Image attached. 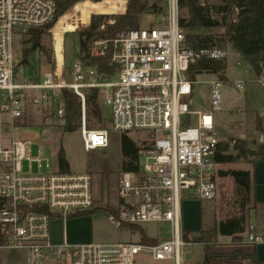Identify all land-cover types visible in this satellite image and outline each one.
Returning <instances> with one entry per match:
<instances>
[{"label": "built area", "instance_id": "obj_1", "mask_svg": "<svg viewBox=\"0 0 264 264\" xmlns=\"http://www.w3.org/2000/svg\"><path fill=\"white\" fill-rule=\"evenodd\" d=\"M61 1L0 0V249L22 250L25 264H134L140 252L153 260L182 264L193 243L182 239L181 202L216 199L219 163L215 157L223 142L214 129L212 114L221 107V82H209L207 109H195V80L189 77V68L201 57L223 60L226 49L187 47L178 25V0H160L161 24L120 31L113 39L88 45L91 55L107 56L106 71L77 56L67 80L64 59L57 71L52 41L54 69L36 82L17 81L13 36L45 29L50 23L47 29L51 30L64 13ZM125 9L126 0L123 10L111 15ZM257 81L264 87V70ZM63 90L78 99V127L85 152L107 147L111 131L131 136L136 144V169L116 172V201L112 211H104L108 221L123 230L129 225L142 228L146 222H165L167 238L153 243L140 241L139 235L136 241L101 243L52 239L54 219L80 216L95 207L93 176L85 171H60L57 163L53 169L42 170L40 150L32 156L29 141L5 136L24 117L26 100L46 126L63 120ZM28 91L31 95L26 99ZM91 93H96L107 112L108 128L87 127L86 99ZM257 140L263 142V135ZM244 234L243 242L264 244V229L249 224Z\"/></svg>", "mask_w": 264, "mask_h": 264}, {"label": "rangeland", "instance_id": "obj_2", "mask_svg": "<svg viewBox=\"0 0 264 264\" xmlns=\"http://www.w3.org/2000/svg\"><path fill=\"white\" fill-rule=\"evenodd\" d=\"M150 3L153 0H148ZM219 0H209V3H216ZM162 5V2L159 1ZM123 6L121 1L111 0H81L71 5L67 11L62 13L55 21L51 30L43 29L40 38L31 39L32 34H15L12 41V50L15 56V67L17 69L16 80L21 82L24 78L30 82H36L46 71L53 70V57L51 44L54 41L57 71L61 69L64 59V74L67 80L71 79L69 69L71 64L78 56L77 32L88 27L91 14H115ZM108 18L106 21L109 23ZM163 12L147 11L142 13L139 18V26L145 27L152 24L163 22ZM215 34H222L223 28L219 27L212 30ZM33 42H37V48L31 50ZM40 45L42 48H40ZM227 55L223 59L224 80H220L215 73L203 72L195 76L193 85L192 105L195 109H207L209 99V82L220 80L221 107L214 111V129L223 142H228L229 146L226 153L234 154L235 150L231 146V137L241 136L248 143V146L255 148L250 142L257 140L255 132L257 122L264 129V87L257 81L258 77L252 68L242 60L236 52L226 45ZM23 49H28L29 54L25 57ZM62 49V53H61ZM63 54V57H62ZM26 59L25 63L22 61ZM241 86V87H240ZM31 92H27L28 99ZM100 98L96 99L101 112V122H98L87 113V127L89 128H108L107 112L101 107ZM90 109V107H88ZM63 120H57L56 124H43L40 120L36 108L26 100V110L24 117L14 124L11 131L6 133L5 138L13 137L14 140L29 141L30 154L38 155L41 151L42 170L55 168L56 153L59 146H62L65 157L68 160L70 170L73 172H90L93 176L94 196L100 200L99 203H115L114 180L116 172L121 168V148L120 133L111 131L109 144L102 149L85 152L82 147L79 127L74 130L63 131L60 125ZM255 132V133H254ZM255 134V135H253ZM260 135V134H258ZM237 139V138H235ZM49 167L45 168L44 164ZM250 162L239 159L232 163H222L218 166V171L228 169L244 168ZM24 168L27 169L26 163ZM32 169L37 170L33 163ZM218 196L213 201L207 203L195 199H184L181 202V226L184 230H196L199 226L201 212L204 213L203 219L206 223L222 220L238 213L234 204L235 188L232 179L227 175H220L218 172ZM79 218L75 223H65L64 227L68 230L72 228H85L90 233L92 242H105L109 237H118L136 241L137 233L131 230H123L112 225L106 218L104 211L83 214L73 219ZM195 224L194 228H191ZM201 226V222H200ZM61 219L50 223V231L54 234L60 233ZM144 232L158 240L168 237V223L146 222L142 224ZM53 239V238H52ZM54 240V239H53ZM57 242L56 240H54ZM203 247V246H202ZM198 243L192 244L193 250L202 249ZM183 250L186 249L184 246ZM0 264H25V254L22 250L0 249ZM134 264H172L167 261L153 260L149 254L140 252L135 257Z\"/></svg>", "mask_w": 264, "mask_h": 264}, {"label": "trees", "instance_id": "obj_3", "mask_svg": "<svg viewBox=\"0 0 264 264\" xmlns=\"http://www.w3.org/2000/svg\"><path fill=\"white\" fill-rule=\"evenodd\" d=\"M78 0H63L60 3L62 12H65L71 5ZM121 1L123 10L125 0ZM160 0H126V9L122 14H91L88 27L85 30L77 32L78 56L97 64L100 71H106L107 56L91 55L87 50L88 45L98 39H113L120 31L139 27V18L142 13L147 11L163 12V6L159 4ZM179 16L178 25L182 28L187 47L194 50L204 48H223L229 44L235 50L240 58L244 60L258 77L264 70V0H219L216 3H209V0H178ZM112 18L113 22L106 20ZM48 24L45 29L49 28ZM103 25V28L100 26ZM222 27L223 33L215 34L213 29ZM43 29H33L31 39L40 38V32ZM40 48L42 46L40 45ZM26 57L29 54L28 49H23ZM223 60H215L208 57H201L195 60L189 68V77L195 80L197 74L203 72L215 73L220 80H224ZM62 99L65 104L63 114V124L60 125L63 131L74 130L78 126L79 103L77 97L68 90H63ZM88 116H92L98 122H101V112L96 99L87 97L86 99ZM256 129L261 131L264 137V130L257 122ZM121 148V168L123 170L136 169L137 155L136 144L131 136L120 133ZM231 146L235 150L234 154L226 153L228 142L219 144L220 153L215 157L219 164L232 163L239 159L250 163L255 161H264V140L263 142L250 143L255 148L248 146L244 139H231ZM56 163L60 171H69V163L65 157L62 146H59L56 153ZM219 174L229 176L235 188L234 204L238 213L222 220L211 221L209 224L203 219L202 212L201 227L196 230H184L182 239L191 243H200L203 245L204 257L200 264H207L212 258H248L250 264H264V260H257L254 255H245L239 251L227 254L212 253L209 250L217 235L231 236L232 241H241V233L245 230V212L253 207L255 201L251 196L250 173L244 169H228L218 171ZM100 200L94 201L95 207L84 214L94 213L101 209L103 211H112L113 206L106 201L99 206ZM83 215V214H82ZM129 230L137 232L142 242H156V238H149L144 230L135 225H129Z\"/></svg>", "mask_w": 264, "mask_h": 264}, {"label": "crops", "instance_id": "obj_4", "mask_svg": "<svg viewBox=\"0 0 264 264\" xmlns=\"http://www.w3.org/2000/svg\"><path fill=\"white\" fill-rule=\"evenodd\" d=\"M228 46L230 45L228 44ZM236 54L238 55L237 52ZM255 132L257 134L256 136H258V134L263 135L261 131L257 130L256 128H255ZM231 138H238V139L245 140V139H249L250 137L243 138L241 136H238V137H231ZM240 169L248 170L250 173L251 196H252V199L255 201L253 207L248 208L245 212L244 227L246 229V227L249 224H253L258 229H264V161H255L254 163L246 164L244 168L242 167ZM114 196H115V193H114ZM115 201H116V197H115ZM206 202L209 203L211 201H206ZM114 204H111V205L113 206ZM99 206H102V204L100 203ZM200 215H201L200 216L201 219H199V226H197V229L201 227L200 222L202 220V212ZM74 217H77V216L68 217L65 220L61 219L62 227H61L60 233L54 234L52 231L51 237L57 242H60L64 239L69 242H74V243L91 241V237H90L91 235L87 231V229L72 228L68 230L67 227L66 228L64 227L65 223H69V222L75 223V221L73 220L79 219V218L73 219ZM69 219H71L72 221L68 222ZM56 220L57 219H54L52 222H55ZM194 225L195 224H192L191 228H194L195 227ZM244 233H245V230L243 233H241L242 240L238 242L232 241L231 236L220 235V234L217 235L215 241L209 246L210 252L219 253V254H227V253H231L234 251H239L245 255H254L257 260H264V244L251 245V244H247L243 242L244 235H245ZM147 237L155 238L149 235H147ZM114 238L115 237H109L107 238V241L105 242H116L120 240H128V239L120 238L118 236L116 239ZM193 244H196V243H193ZM198 244L201 245V247L203 246L200 243ZM203 257H204L203 247L202 249L193 250L192 245H191L188 251H186L183 255L182 264H200L203 261ZM161 261H167V262L172 263V261L168 259L161 260ZM207 264H250V260L248 258H240V257L239 258H212Z\"/></svg>", "mask_w": 264, "mask_h": 264}, {"label": "water", "instance_id": "obj_5", "mask_svg": "<svg viewBox=\"0 0 264 264\" xmlns=\"http://www.w3.org/2000/svg\"><path fill=\"white\" fill-rule=\"evenodd\" d=\"M93 1H98V0H93ZM60 13H61V10L59 9V10H58V14H60ZM37 45H38L37 42H33V43H32V46H31V50L36 49V48H37ZM25 62H26V59H24V60L22 61V63H25ZM15 71H16V70H15ZM88 97H91V98H93V99H96V93H91V94L88 95Z\"/></svg>", "mask_w": 264, "mask_h": 264}]
</instances>
